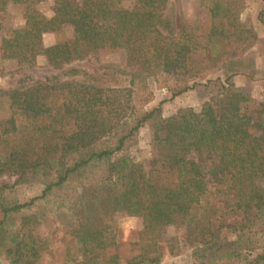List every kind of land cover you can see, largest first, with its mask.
<instances>
[{"label":"trees","instance_id":"trees-1","mask_svg":"<svg viewBox=\"0 0 264 264\" xmlns=\"http://www.w3.org/2000/svg\"><path fill=\"white\" fill-rule=\"evenodd\" d=\"M42 1L0 0V13L13 3L25 19L2 38L1 58L32 64L45 56L57 70L42 82L26 72L0 90L9 111L0 119V176L44 187L23 204L0 200V254L9 264H38L50 242L38 234L41 216L23 210L58 193L55 217L69 236L62 264H161L168 226L182 232L168 239L170 255L205 247L209 264H264V103L252 110L251 96L235 84L238 66L228 67L258 39L241 18L244 0H200L210 14L205 29L165 15L169 0H134L130 8L120 0H53L51 17L38 9ZM65 26L73 38L43 44ZM103 48L123 49L132 70L71 65ZM151 83H166L171 100L196 89L208 100L198 111L162 118L164 101L144 110L154 100ZM144 124L151 127L150 170L129 154ZM203 152L218 161L211 187L192 157ZM117 212L143 224L133 244L139 253L128 260L112 221Z\"/></svg>","mask_w":264,"mask_h":264},{"label":"rangeland","instance_id":"rangeland-1","mask_svg":"<svg viewBox=\"0 0 264 264\" xmlns=\"http://www.w3.org/2000/svg\"><path fill=\"white\" fill-rule=\"evenodd\" d=\"M122 5L130 8L133 6L134 0H120ZM53 0H43L37 7L47 17L53 15ZM246 9L242 12L241 18L250 25L256 32L263 31L264 24V1L263 0H244ZM263 6V8H262ZM262 8V9H261ZM165 15L176 18L177 24L180 20L187 19L196 21L197 25L202 29L209 25L210 14L207 7L200 5V0H169L168 8ZM262 19V21H261ZM23 8L16 4H9L5 12L0 13V44L2 38L11 36V32L24 26ZM74 31L71 26H65L61 31L56 33H47L43 36V44L52 46L58 42L73 38ZM258 36V35H257ZM244 57L239 63L228 66L237 68L240 71L235 76L236 86H240L246 94L252 98L250 107L252 110L261 109L259 103H264V39H257L254 44L246 51ZM77 68L86 70H94L101 67H115L131 71L126 65V53L123 49L103 48L99 51L96 58H88L71 64ZM66 66L68 68L69 66ZM226 64H224V67ZM53 67L48 64L45 56H38L32 64L20 62L17 59H2L0 56V90H9L15 87V79L26 72H36L35 82H42V74H51L56 72ZM224 71H217L210 78L223 77ZM248 74V75H247ZM123 78H126L123 77ZM165 87L159 88L151 83V90L154 93V100L146 105L145 111L152 110L157 107L161 101L162 105L161 117L167 118L184 110H200L202 105L208 100L206 93L196 89L188 91L175 99L171 100L170 92L166 83ZM9 116L7 99L2 98L0 101V119ZM256 122V121H255ZM150 124H144L137 135V146L129 151L130 156L150 170ZM252 133L260 135L261 131L253 127ZM201 166L206 175V181L209 187L212 186V178L210 171L217 164V158L207 152L192 156ZM18 176L2 175L0 176V187H6L3 193H0V200L3 204L9 205L14 203H26L42 194L44 187L39 184H23L17 185ZM58 193H53L46 199H39L34 204L23 210L25 214H39L41 223L37 228L41 238L47 239L50 245L44 250L38 264H62L65 256V247L68 243L69 236L66 230L55 217V206L57 205ZM113 224L118 228V242L120 246L121 257L124 260L135 257L139 251L133 244L138 241V236L143 228L141 219L131 217L125 212H117L112 217ZM14 220L10 221L4 228L6 241L10 239L15 226ZM219 221L214 223L216 227ZM182 232L175 226H168L164 229L163 247L165 255L161 264H209L211 252L205 247L183 249L177 255H170L166 252L168 249L167 241L174 236H181ZM229 239L233 238L232 234H227ZM0 264H9L7 259L0 254Z\"/></svg>","mask_w":264,"mask_h":264},{"label":"crops","instance_id":"crops-1","mask_svg":"<svg viewBox=\"0 0 264 264\" xmlns=\"http://www.w3.org/2000/svg\"><path fill=\"white\" fill-rule=\"evenodd\" d=\"M262 8H263V6H262ZM262 8H261V9H262ZM263 29H264V27H263ZM257 35H258V36H257L258 39H260V40H261V39H264V30H263V31L260 30L259 33H258ZM263 80H264V76H263V78H262V81H263ZM237 87H240V86H237ZM261 90H264V87H261Z\"/></svg>","mask_w":264,"mask_h":264}]
</instances>
